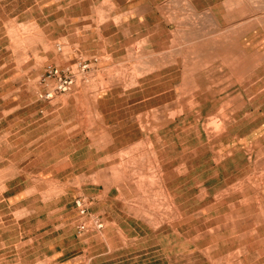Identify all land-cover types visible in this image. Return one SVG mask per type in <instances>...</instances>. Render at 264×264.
I'll list each match as a JSON object with an SVG mask.
<instances>
[{"label": "rangeland", "instance_id": "1", "mask_svg": "<svg viewBox=\"0 0 264 264\" xmlns=\"http://www.w3.org/2000/svg\"><path fill=\"white\" fill-rule=\"evenodd\" d=\"M211 4L0 0V264H264V0Z\"/></svg>", "mask_w": 264, "mask_h": 264}, {"label": "built area", "instance_id": "2", "mask_svg": "<svg viewBox=\"0 0 264 264\" xmlns=\"http://www.w3.org/2000/svg\"><path fill=\"white\" fill-rule=\"evenodd\" d=\"M57 51H62V46L58 45ZM97 61V57H93L74 62L67 61L60 65L45 64L36 92L37 100L48 103L56 96L72 91L77 84L78 76L88 72L91 69V64ZM74 206L78 214L76 228L80 235L104 229V221L100 215L89 213V207L84 197H77L74 200Z\"/></svg>", "mask_w": 264, "mask_h": 264}, {"label": "crops", "instance_id": "3", "mask_svg": "<svg viewBox=\"0 0 264 264\" xmlns=\"http://www.w3.org/2000/svg\"><path fill=\"white\" fill-rule=\"evenodd\" d=\"M127 1H130V0H127ZM138 1H145V2L152 3V2H155V1H158V0H138ZM193 1L200 2V3L201 2H210V3H213V4H211L210 7L213 8V6H215V8L217 9L218 7L221 8L222 6L224 8H226V6L223 5V3L224 2H227L229 0H193ZM150 12H152V9L151 10L150 9L149 10L148 9L147 10H144L142 14H140V15L138 14L137 15V18H142L141 21H140L141 24L146 22V19L150 16ZM215 13H216L215 14V17L217 18V21H218L219 18H223V19H225V21H228V20H231V19H234V18L237 17V16H235V13L230 12V11H227V10H225V12L223 14H218V10L215 11ZM124 14H126V16H125L126 18H134V17H136V15H134V13H132L131 10H127V11H124V12L121 11V12L118 13V15L121 16V19H122V17H123ZM218 23H221V21L219 20ZM137 91L138 90H136V91L129 90L128 93L130 94V96H134V95L138 96L139 93H136ZM125 92H127V91H125ZM154 96L155 95H145V98L146 99H149V98H153ZM150 110H153V107H147L146 108V113L148 114L150 112ZM134 115L136 116L137 115V112H134ZM127 122H130L131 128L134 125L137 126V121L136 120L135 121H127L125 119H121V123L123 124V126ZM55 166H57V164ZM247 252L250 253V249H247Z\"/></svg>", "mask_w": 264, "mask_h": 264}]
</instances>
